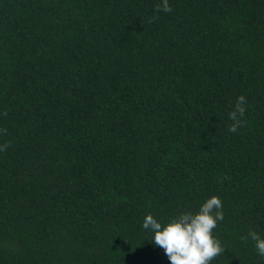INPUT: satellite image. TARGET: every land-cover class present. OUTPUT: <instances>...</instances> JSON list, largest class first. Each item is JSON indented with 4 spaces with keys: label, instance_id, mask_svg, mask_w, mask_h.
Here are the masks:
<instances>
[{
    "label": "trees",
    "instance_id": "1",
    "mask_svg": "<svg viewBox=\"0 0 264 264\" xmlns=\"http://www.w3.org/2000/svg\"><path fill=\"white\" fill-rule=\"evenodd\" d=\"M158 4L0 0V264H171L145 216L213 195L211 264H264V0Z\"/></svg>",
    "mask_w": 264,
    "mask_h": 264
},
{
    "label": "clouds",
    "instance_id": "2",
    "mask_svg": "<svg viewBox=\"0 0 264 264\" xmlns=\"http://www.w3.org/2000/svg\"><path fill=\"white\" fill-rule=\"evenodd\" d=\"M154 11L170 13L173 8L169 0H162V4L156 5ZM158 19V15L153 16L149 23ZM246 105V97L240 95L234 110L229 113V118L233 121L228 129L230 132H236L244 125L245 121L241 118L245 116ZM3 115L7 116V112ZM6 133V128H0V135ZM10 146L11 141H6L0 145V152L7 151ZM223 220V201L219 196L213 195L202 204L198 212L182 211L166 223L149 213L145 216L142 227L154 233L152 238L155 245L164 249L171 264H211L214 258L223 255L225 251L223 242L214 235V230ZM249 237L255 242L257 254L264 257V238L250 229L241 239L247 241Z\"/></svg>",
    "mask_w": 264,
    "mask_h": 264
}]
</instances>
